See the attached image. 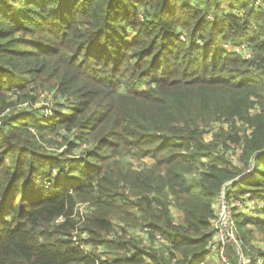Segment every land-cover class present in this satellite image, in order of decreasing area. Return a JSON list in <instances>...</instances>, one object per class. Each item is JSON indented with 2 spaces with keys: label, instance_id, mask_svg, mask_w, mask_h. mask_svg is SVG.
<instances>
[{
  "label": "trees",
  "instance_id": "obj_1",
  "mask_svg": "<svg viewBox=\"0 0 264 264\" xmlns=\"http://www.w3.org/2000/svg\"><path fill=\"white\" fill-rule=\"evenodd\" d=\"M247 1L0 0V264H219L223 190L253 203L236 226L264 227V11ZM241 38L248 59L220 46Z\"/></svg>",
  "mask_w": 264,
  "mask_h": 264
},
{
  "label": "built area",
  "instance_id": "obj_2",
  "mask_svg": "<svg viewBox=\"0 0 264 264\" xmlns=\"http://www.w3.org/2000/svg\"><path fill=\"white\" fill-rule=\"evenodd\" d=\"M251 6L254 7L257 11H262L264 10V0H253L251 2ZM237 12V11H236ZM241 15V13H239ZM240 45H243L244 48L242 51L236 50L235 53L238 54L239 56H242L245 59H248L251 57L252 52L248 48V44L241 42ZM233 150L239 151V148L236 147ZM250 196V193L247 194L245 199H248ZM243 198V197H242ZM263 206V205H262ZM86 204L80 206V212L83 213L87 209L85 208ZM237 212H246L247 214H252L254 211V206L253 203L248 200L244 199H233V200H228L226 197V191L223 190L217 197L216 202H215V210H216V219L213 221V226L215 229V236L214 240L211 244V254L215 253L219 256V260H221L220 264H232L228 260V256L224 254V246L229 243V242H237L234 240L235 234H237V226H236V219H235V213L234 211ZM146 232H150L151 230L146 228ZM157 238L160 239L162 242H165V239L162 238L160 235H157ZM80 243L77 242V245ZM230 245V244H228ZM242 242L239 247H241ZM80 247L83 250L87 251V246L82 243ZM248 256V262L246 264H264V259L261 256H256L254 259V254L252 256ZM210 257L204 258L203 260L198 261L196 264H210ZM214 264V263H213ZM243 264V263H241Z\"/></svg>",
  "mask_w": 264,
  "mask_h": 264
},
{
  "label": "rangeland",
  "instance_id": "obj_3",
  "mask_svg": "<svg viewBox=\"0 0 264 264\" xmlns=\"http://www.w3.org/2000/svg\"><path fill=\"white\" fill-rule=\"evenodd\" d=\"M236 1V0H234ZM249 4L251 2H249V0L247 1ZM229 4H223L222 7H220V10L224 13V11H228L230 8L227 7ZM229 12V11H228ZM223 38V37H222ZM246 38H241V39H238L237 42H239L238 44H234L232 43L231 41L230 42H226V43H221L220 46H225L227 47V49L230 51V52H235L236 50H240L242 51L244 46L243 45H240L241 42H244L245 44L247 43L246 42ZM48 96L47 95H42L41 96V100L40 102L37 104V106H47L49 104V99L50 98H47ZM232 124V123H231ZM231 124H225L227 127L231 129ZM227 155H228V158L230 156H232L233 158V161L236 162L238 164V162L240 163L241 160L239 159L238 157V151L237 150H233L232 148H230L227 152ZM239 159V160H238ZM48 173L46 174H43L41 175L35 185H34V188H36L37 186H40L42 184H48ZM241 188V186H240ZM238 189V188H237ZM254 216L257 217V218H260L258 216H261L260 214H257V213H254ZM263 216V215H262ZM237 227H238V224H237ZM247 229H248V232L246 231V229L242 226H240V228L238 227V236H240L242 234H244L245 236L249 237V240H250V247L247 246V247H244L243 245L240 246L241 244V241L239 240L237 234H235L234 236V240H236L237 242H229L227 243L225 246H224V254L227 256V255H234L236 257H238V260H239V264L243 263V264H246L248 261V256L247 255H250L252 256V254L256 255V251H254V248H252V245L256 248H259L261 247L262 250L264 251V227L263 226H259V225H256V224H253V223H250L247 225ZM230 244V245H228ZM247 248V249H246ZM203 260V259H201ZM221 260L219 261V264H220ZM210 264H212L211 262V259H210Z\"/></svg>",
  "mask_w": 264,
  "mask_h": 264
},
{
  "label": "crops",
  "instance_id": "obj_4",
  "mask_svg": "<svg viewBox=\"0 0 264 264\" xmlns=\"http://www.w3.org/2000/svg\"><path fill=\"white\" fill-rule=\"evenodd\" d=\"M262 11H264V10H262ZM210 259H211L212 264H213V263H214V264H217L214 258L210 257ZM209 262H210V261H209Z\"/></svg>",
  "mask_w": 264,
  "mask_h": 264
},
{
  "label": "bare ground",
  "instance_id": "obj_5",
  "mask_svg": "<svg viewBox=\"0 0 264 264\" xmlns=\"http://www.w3.org/2000/svg\"><path fill=\"white\" fill-rule=\"evenodd\" d=\"M252 7V6H251ZM252 9L254 10V11H257L254 7H252Z\"/></svg>",
  "mask_w": 264,
  "mask_h": 264
}]
</instances>
